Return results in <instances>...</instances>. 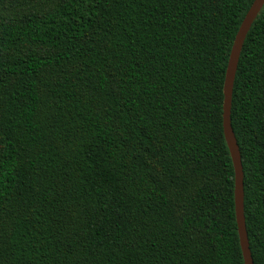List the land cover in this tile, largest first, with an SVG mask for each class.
I'll return each instance as SVG.
<instances>
[{
    "label": "trees",
    "instance_id": "16d2710c",
    "mask_svg": "<svg viewBox=\"0 0 264 264\" xmlns=\"http://www.w3.org/2000/svg\"><path fill=\"white\" fill-rule=\"evenodd\" d=\"M253 0H0V264H244L223 83ZM230 122L264 264V4Z\"/></svg>",
    "mask_w": 264,
    "mask_h": 264
},
{
    "label": "water",
    "instance_id": "95a60500",
    "mask_svg": "<svg viewBox=\"0 0 264 264\" xmlns=\"http://www.w3.org/2000/svg\"><path fill=\"white\" fill-rule=\"evenodd\" d=\"M264 0H253L246 11L241 23L236 31L233 43L229 52L228 61L225 70L223 83V103H222V128L223 135L228 147L230 157L234 168V211L237 225L239 245L241 248L244 264H253L251 252L249 249L247 231L245 228L243 214V171L240 159V153L236 138L230 122V107L232 86L237 67L238 58L245 36L259 13Z\"/></svg>",
    "mask_w": 264,
    "mask_h": 264
}]
</instances>
